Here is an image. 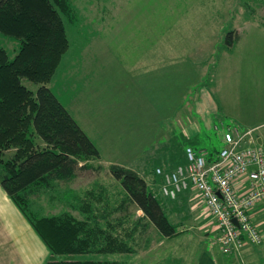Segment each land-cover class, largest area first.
<instances>
[{
    "label": "rangeland",
    "instance_id": "rangeland-1",
    "mask_svg": "<svg viewBox=\"0 0 264 264\" xmlns=\"http://www.w3.org/2000/svg\"><path fill=\"white\" fill-rule=\"evenodd\" d=\"M70 1L71 11L63 15L68 46L46 85L94 142L100 158L91 163L100 166L98 171L80 169L71 180H58L52 189L30 195L33 209L44 214L65 209L82 217L78 204L90 188H101L110 205L119 204L123 193L108 173L113 162L137 170L148 181L155 178L149 188L167 203L152 169L165 170L166 163L157 160L165 161L180 137L184 146L220 148L219 136L229 127L240 133L249 129L254 137L264 132L263 124L246 126L264 116V0ZM229 30L235 41L231 47L224 42ZM0 44L13 57L17 40L0 34ZM22 82L32 90L37 86ZM202 88L232 112L207 135L187 141L184 130L195 121L192 103ZM173 155L168 160L176 162ZM181 194L188 201L166 210L180 224L175 236L163 237L146 219L138 221L141 211L127 203L125 212L111 217L128 214L122 233L136 222L146 224L143 230L137 225L133 249L76 257L117 264H186L190 244L209 233L207 225L196 222L201 218L199 224L210 223V217L203 214L194 190L181 191L177 198Z\"/></svg>",
    "mask_w": 264,
    "mask_h": 264
},
{
    "label": "trees",
    "instance_id": "trees-1",
    "mask_svg": "<svg viewBox=\"0 0 264 264\" xmlns=\"http://www.w3.org/2000/svg\"><path fill=\"white\" fill-rule=\"evenodd\" d=\"M71 7L70 0H0V34L18 43L13 57L0 44V186L48 249L44 264H117L114 260L76 256L133 249L137 225L143 230L146 224L136 222L122 233L128 214L120 219L111 217L118 210L125 212L127 203L141 211L138 221L146 219L161 236L170 238L179 232V223L166 213L179 206L178 198L164 196L167 203L160 202L149 188L155 178L148 181L137 170L113 162L108 165V173L123 193L119 204L110 205L101 196V188L97 192L90 188L86 191L88 200L80 199L78 204L82 217L65 209L44 214L31 207L30 195L52 189L58 180H71L80 169L98 171L100 166L91 163L100 158L98 148L46 85L68 46L63 15H68ZM231 32L224 39L227 47L235 42ZM23 79L36 83V88L26 87ZM182 142L183 136L171 144L165 161L157 160L158 164L166 163L165 170L185 160L187 145ZM200 148L208 152V160L214 159L219 150L215 146ZM173 154L176 162L168 160ZM155 169L152 172L161 181ZM64 196L69 198L68 194Z\"/></svg>",
    "mask_w": 264,
    "mask_h": 264
},
{
    "label": "built area",
    "instance_id": "built-area-1",
    "mask_svg": "<svg viewBox=\"0 0 264 264\" xmlns=\"http://www.w3.org/2000/svg\"><path fill=\"white\" fill-rule=\"evenodd\" d=\"M236 129L223 132L222 146L212 160L205 149L187 145L184 163L170 170L155 169L163 196L175 199L186 189L198 194L223 253H239L245 242L258 244L262 239L250 212L264 198V150L249 129L242 133Z\"/></svg>",
    "mask_w": 264,
    "mask_h": 264
},
{
    "label": "crops",
    "instance_id": "crops-1",
    "mask_svg": "<svg viewBox=\"0 0 264 264\" xmlns=\"http://www.w3.org/2000/svg\"><path fill=\"white\" fill-rule=\"evenodd\" d=\"M192 106L194 107L192 118L195 121L193 120L184 130L189 139L201 134L207 135V131L213 130L216 122H225L223 119L232 112L225 102L224 104L220 102L219 105L206 88H202L200 93L194 95ZM261 118L258 122L246 126L255 128L261 124L264 125V116ZM219 138L222 142L221 135ZM255 143L264 150V132L256 135ZM181 195L178 201L179 206L182 207L185 201H188L189 196ZM250 213L252 222L261 233L260 243L245 242L239 253H223L219 244L213 239V224L209 221L207 224H199L200 218L196 222L197 226L207 225L204 227L209 233L204 238L196 239L190 244L192 250L188 249L186 264H264V198L255 204ZM48 257L49 251L45 244L0 186V264H44Z\"/></svg>",
    "mask_w": 264,
    "mask_h": 264
},
{
    "label": "water",
    "instance_id": "water-1",
    "mask_svg": "<svg viewBox=\"0 0 264 264\" xmlns=\"http://www.w3.org/2000/svg\"><path fill=\"white\" fill-rule=\"evenodd\" d=\"M232 221H233L234 223H236V219H235V218H232Z\"/></svg>",
    "mask_w": 264,
    "mask_h": 264
}]
</instances>
